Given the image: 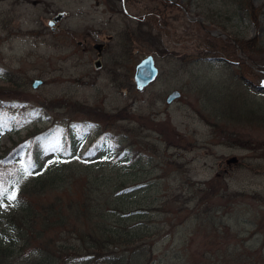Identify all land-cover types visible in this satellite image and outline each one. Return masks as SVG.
Masks as SVG:
<instances>
[{
    "label": "rangeland",
    "instance_id": "rangeland-1",
    "mask_svg": "<svg viewBox=\"0 0 264 264\" xmlns=\"http://www.w3.org/2000/svg\"><path fill=\"white\" fill-rule=\"evenodd\" d=\"M207 39L234 45L235 60L192 57ZM148 54L159 75L137 91ZM173 89L182 96L168 104ZM0 102L25 115L0 133V151L53 117L61 138L84 128L58 150L87 152V165L50 163L51 187L28 198L38 207L57 197L101 207L106 239L150 248L151 264H264V0H0ZM80 217L76 232L46 234L67 260L95 249L78 239L89 227Z\"/></svg>",
    "mask_w": 264,
    "mask_h": 264
},
{
    "label": "trees",
    "instance_id": "trees-1",
    "mask_svg": "<svg viewBox=\"0 0 264 264\" xmlns=\"http://www.w3.org/2000/svg\"><path fill=\"white\" fill-rule=\"evenodd\" d=\"M251 15L253 21L256 22L257 15L253 12ZM143 24L144 21L139 20L138 26ZM139 32L148 33L149 38L152 36L151 30ZM204 42L206 43L198 44L201 46L197 50L199 54L205 56L220 55L229 59L236 58V49L231 43L222 42V45L228 43L232 47V51L228 53V45L224 49L221 48L222 45L212 42L210 39ZM239 45L247 51V46L255 45V39L239 43ZM7 90L8 93L14 94L9 92L13 91L17 94L13 97H20L16 91ZM8 114L5 104L0 102V133H3L5 129L15 132L21 121L20 117H25V115L19 117V115ZM53 134V129L41 131L35 128L29 131L23 139L4 147L0 151V190L7 197L13 193L16 197L15 200L10 199L12 201L10 212L0 211V264H151L150 248L143 246L122 247L121 244H115L113 240L106 239L111 236V231L107 228V213L101 207L80 206L78 203L74 207L73 202H64L59 197L38 207L32 200L28 199L31 193H35V188L51 187V179L43 174L50 163H55L59 158L71 159L70 155L60 157L58 153L52 151L50 137ZM64 135L65 138L62 134L64 148L76 144L78 139L76 130L68 131ZM58 143L56 141L55 144ZM243 145L247 146L248 144ZM73 159L81 162V164L78 163L79 166H83L82 164L86 162L76 159V156ZM25 179H28V183L24 181ZM67 207L70 209H68V213H65ZM72 215L75 216L74 220L69 218ZM80 215L87 219L89 227L87 234L81 235L78 239L89 243L95 249L88 250L87 254L83 256H73L71 253L70 259L67 260L57 245L59 240L53 235L46 236V234L58 232V228L76 232V223H78V219L81 220ZM12 233H15V238L12 237ZM83 236H87V240ZM35 241H37V245L33 247L31 244Z\"/></svg>",
    "mask_w": 264,
    "mask_h": 264
},
{
    "label": "water",
    "instance_id": "water-1",
    "mask_svg": "<svg viewBox=\"0 0 264 264\" xmlns=\"http://www.w3.org/2000/svg\"><path fill=\"white\" fill-rule=\"evenodd\" d=\"M95 47L100 50V45H95ZM95 65H99V59L95 61ZM156 75V68L153 66V59L151 56H147L141 60L135 67L134 79L139 88L146 85L148 82L152 81ZM41 83L40 79H35L32 82V87L36 88ZM178 95L177 92L172 93L167 101H171L173 97ZM234 159H231L233 161Z\"/></svg>",
    "mask_w": 264,
    "mask_h": 264
},
{
    "label": "snow or ice",
    "instance_id": "snow-or-ice-1",
    "mask_svg": "<svg viewBox=\"0 0 264 264\" xmlns=\"http://www.w3.org/2000/svg\"><path fill=\"white\" fill-rule=\"evenodd\" d=\"M5 195H6V194H5L2 190H0V199H3ZM8 198H9V199H13V200H15V199H16V197H15V193H13V194H12L11 196H9Z\"/></svg>",
    "mask_w": 264,
    "mask_h": 264
}]
</instances>
